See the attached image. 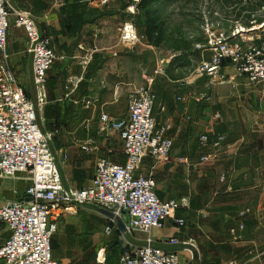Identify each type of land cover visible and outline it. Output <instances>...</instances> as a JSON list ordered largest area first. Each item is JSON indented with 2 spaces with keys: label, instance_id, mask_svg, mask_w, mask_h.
Listing matches in <instances>:
<instances>
[{
  "label": "crops",
  "instance_id": "obj_1",
  "mask_svg": "<svg viewBox=\"0 0 264 264\" xmlns=\"http://www.w3.org/2000/svg\"><path fill=\"white\" fill-rule=\"evenodd\" d=\"M9 1L16 10L30 12L41 33L52 41L57 60L48 73L46 99L38 103L27 36L15 25V16H10V68L36 104L42 130L64 141L60 151L78 169L93 172L101 159L124 164L120 137L99 130L101 114L126 119L136 89L146 87L155 94L154 114L158 124L171 125L173 149L166 161L145 158L140 173L155 180L161 201L186 199V203L177 212L183 227L168 220L163 229L148 232L143 242L151 238L155 246L171 249L165 240L178 236L182 242L194 243L199 252L193 261L184 251L186 247H179L182 264L240 262L235 257L244 260L240 262L243 264H264V83L251 84L230 65L213 77L196 76L186 64L194 58L199 66L203 59L212 57L206 32L205 43L190 42L189 47H182L169 43L164 29L163 40L155 44L147 37L145 11L133 0H110L108 5L96 0ZM253 2L221 1V11H232L237 18L236 26H231L233 31L239 29L235 39L257 36L243 40L247 43H256L261 38L258 34L264 32V22L257 25L258 16L251 17L248 25L239 19L242 9L247 14L254 12ZM125 23L134 25L137 41L123 40ZM187 35L179 32L175 38L185 37L186 41ZM204 134L211 139L224 135L221 150L203 146L200 138ZM87 145L90 150L84 149ZM206 155L212 157L201 164V157ZM181 158H188L191 166L180 163ZM89 160L91 165L87 164ZM92 179L87 178V185ZM27 182L26 186L2 187L0 197L11 199L15 190L22 197L30 185V180ZM79 208L71 215L59 213L55 219L59 224L75 216ZM247 208L252 214L246 218L240 239L235 240L230 230L238 228L237 215ZM95 209L102 215L100 207ZM102 216L106 225L109 219ZM126 218L124 215L123 221ZM115 232L127 234L120 232L117 224ZM112 251L53 248L52 244L53 257L59 264H107Z\"/></svg>",
  "mask_w": 264,
  "mask_h": 264
},
{
  "label": "built area",
  "instance_id": "obj_2",
  "mask_svg": "<svg viewBox=\"0 0 264 264\" xmlns=\"http://www.w3.org/2000/svg\"><path fill=\"white\" fill-rule=\"evenodd\" d=\"M96 1L100 5L110 2ZM133 2L139 4L141 0ZM12 14L16 18L15 25L23 28L27 36L38 103L46 99L48 73L57 60L51 39L41 33L33 15L16 10L9 0H0V179L25 176L30 180L22 197L16 190L11 199L0 197V237L6 235L0 245V264H59L52 252V237L57 228L55 217L59 213L74 214L77 207H100L115 213L122 221L127 215L123 221L126 233L163 229L168 220L183 227L184 221L177 217V212L186 199L161 201L155 180L140 173L145 158L166 161L173 149L172 127L169 123L158 124L154 114L156 96L149 88H138L131 95L126 119L115 120L107 113L100 117V132L117 134L122 140L125 163L101 159L89 185L81 189L64 187L51 151L55 135L42 130L36 104L9 65L7 43ZM215 14L219 15L218 11ZM262 14L264 4L252 18ZM213 27V24L205 27L212 57L201 61L195 75L213 77L220 74L225 65H230L251 84L264 83V38L256 43L243 41L241 44L234 39L239 33L237 29L227 35L216 33ZM122 38L129 42L138 40L132 23L123 25ZM200 140L203 146L217 152L226 137L217 135L211 139L209 134H204ZM84 149L90 150V146ZM211 157L202 156L200 163L208 162ZM179 162L191 166L188 158H181ZM250 214L252 210L247 208L237 215L239 226L230 230L235 240L240 239L239 233L245 229V220ZM115 228L116 222L108 220L104 234L113 235ZM165 243L171 249L157 247L149 238L143 246L132 247L129 253L123 254L119 264H182L180 246L186 247L184 251L192 261L199 252L194 243L182 242L178 236Z\"/></svg>",
  "mask_w": 264,
  "mask_h": 264
},
{
  "label": "rangeland",
  "instance_id": "obj_3",
  "mask_svg": "<svg viewBox=\"0 0 264 264\" xmlns=\"http://www.w3.org/2000/svg\"><path fill=\"white\" fill-rule=\"evenodd\" d=\"M221 5V0H161L153 9L158 12L162 21L165 23V37L169 43L182 44V47H189L190 42H206L205 27L207 24H213V30L216 33H225V30L233 32L231 26H236L235 24H237V22H235V20L237 18H234L235 14H233L232 11H221ZM186 10H188V13ZM215 11H218L219 15L215 14ZM240 14L241 18L239 19H241L243 23L251 22V19L247 17L249 15L246 11L244 12L242 9ZM257 19L262 20L260 23L257 22V25H261V23L264 22V14L258 16ZM236 29L239 31L238 28H235V30ZM244 29L247 30L248 28L244 27ZM261 30L264 31V26ZM179 32L188 34L186 41L185 37H182L181 40L175 38V34ZM251 33L252 32L249 34ZM242 34L246 35L243 30ZM260 35V39H263L264 32H260L258 36ZM249 37L256 38L257 36L252 34V36L242 37L243 39H240V37L234 39L242 44L243 40H250L251 38ZM192 60L193 61H188L186 65L191 71H194L198 65L194 58ZM63 143L64 141H60L59 138L54 137L51 142V151L59 166L64 187L82 188L87 186V183H89L87 178L91 179L94 177L95 171L93 170L92 172L89 168L80 170L72 165L71 158L60 151ZM87 164L91 165L90 160ZM18 178L0 179V192L2 187H11L14 184L26 186L28 183L27 178L25 176H19ZM24 179L26 180L21 181ZM57 221V228L52 237L53 248H112L113 251L107 264H118L120 257L126 254L129 248L143 246V240L148 234V232L140 231H132L125 235L116 232L111 236L103 234V227L106 219L96 211L95 206L81 207L76 211L75 216L64 218L59 224ZM2 238L3 236L0 237V245L3 242ZM92 254L97 255V250H93ZM234 259L245 262L244 260H240V257H235ZM240 262H238V264H243Z\"/></svg>",
  "mask_w": 264,
  "mask_h": 264
},
{
  "label": "trees",
  "instance_id": "obj_4",
  "mask_svg": "<svg viewBox=\"0 0 264 264\" xmlns=\"http://www.w3.org/2000/svg\"><path fill=\"white\" fill-rule=\"evenodd\" d=\"M222 1V0H221ZM243 1V0H239ZM249 4L250 0H247ZM161 0H141V2L138 4L139 8L141 10L145 11L146 18H147V37L149 41H152L155 44H159L164 37V25L165 23L162 21L161 17L159 16L158 12L154 10V6L159 4ZM224 2V1H223ZM264 4V0H254V12L248 11L249 16H247L249 19H251L252 14L258 10L262 5ZM250 9V8H249ZM245 11V9H243ZM262 20H258V22H261ZM248 25V23H245Z\"/></svg>",
  "mask_w": 264,
  "mask_h": 264
},
{
  "label": "water",
  "instance_id": "obj_5",
  "mask_svg": "<svg viewBox=\"0 0 264 264\" xmlns=\"http://www.w3.org/2000/svg\"><path fill=\"white\" fill-rule=\"evenodd\" d=\"M99 212L105 217H107L109 220L115 221L120 232L122 233L126 232L125 224L123 223L122 219L119 216H117L115 213H112L108 210L101 208L99 209ZM124 214H127V212H124Z\"/></svg>",
  "mask_w": 264,
  "mask_h": 264
}]
</instances>
